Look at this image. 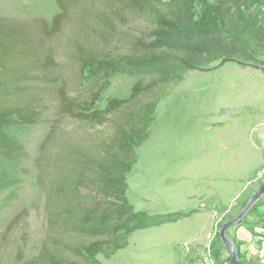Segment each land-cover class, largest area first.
<instances>
[{
	"label": "rangeland",
	"instance_id": "374dc122",
	"mask_svg": "<svg viewBox=\"0 0 264 264\" xmlns=\"http://www.w3.org/2000/svg\"><path fill=\"white\" fill-rule=\"evenodd\" d=\"M107 1L80 0L62 30L49 36L44 25L60 11L58 0H0V19L18 24L31 50L26 63L15 68L9 86L17 102L30 101L38 113L34 123L9 129L21 145V158H0V264H21L37 255L46 234L41 180L61 145L60 140L47 142L50 132L93 145L112 131L111 123L88 126L62 114V92L83 99L99 76L103 78L95 67L81 71L77 44L89 43L102 47V54L110 52L118 64L104 80L108 85L97 108L126 98L139 80L147 84L164 72L183 75L157 105L148 138L135 148L137 163L126 174L127 198L137 214L176 219L134 229L127 247L110 258L98 255L101 264H202L208 249L215 264H225L231 253L219 240L220 229L264 184V69L236 60L200 69L180 68L167 57L127 60L126 55L135 54L131 50L140 35L148 36L151 49L167 41L151 34L148 15L124 7V19L107 13L115 30L106 47L100 30L108 25L97 11L106 10ZM262 201L264 195L253 209ZM257 221L264 228V218ZM236 228L228 235L240 249ZM169 231L178 236L172 246L165 238Z\"/></svg>",
	"mask_w": 264,
	"mask_h": 264
},
{
	"label": "trees",
	"instance_id": "16d2710c",
	"mask_svg": "<svg viewBox=\"0 0 264 264\" xmlns=\"http://www.w3.org/2000/svg\"><path fill=\"white\" fill-rule=\"evenodd\" d=\"M58 1L60 11L44 25L49 36L62 30L64 22L72 17V8L80 2ZM118 1L122 6L109 0L106 10L97 11L108 25L106 31L100 30V41L106 47L110 45V31L115 30L107 13L124 19V7L148 15L153 23L151 34L167 41L165 46L151 49L147 48L148 36L140 35L137 47L131 50L135 54L126 55L127 60L167 57L180 68L190 69L236 60L264 69V3L260 0ZM21 31L18 24L0 19V158L6 162H16L22 156L21 145L9 129L34 123L38 116L30 101L17 102V94L9 86L15 68L31 56ZM77 45L81 71L95 67L103 78L99 76L95 88L83 99L62 92V114L88 126L111 123L112 131L93 145L72 142L68 134L50 132L47 142L60 140L61 145L52 155L55 157L48 175L41 180L46 197V234L37 255L21 264H101L98 255L110 258L127 247L134 229L176 219L137 214L127 198L126 174L137 163L135 148L148 138L157 105L183 75L164 72L160 79L147 84L139 80L129 96L113 98L104 108H97L108 85L104 80L118 64L110 52L102 54V47L96 44ZM52 60L49 55L48 61ZM130 220L134 223L124 227Z\"/></svg>",
	"mask_w": 264,
	"mask_h": 264
},
{
	"label": "crops",
	"instance_id": "0c3cea01",
	"mask_svg": "<svg viewBox=\"0 0 264 264\" xmlns=\"http://www.w3.org/2000/svg\"><path fill=\"white\" fill-rule=\"evenodd\" d=\"M262 216L264 218V201L260 202L256 208L252 209L250 215L236 228V239L239 242L241 250L240 264H255L256 250L261 241L257 233L262 226L257 220L263 219ZM248 221L255 222L254 224L251 223L254 226L252 227L249 225ZM241 226L248 227V231L242 232ZM165 238L169 241L170 246H172L175 241H178V236L174 234L173 231H169Z\"/></svg>",
	"mask_w": 264,
	"mask_h": 264
},
{
	"label": "water",
	"instance_id": "95a60500",
	"mask_svg": "<svg viewBox=\"0 0 264 264\" xmlns=\"http://www.w3.org/2000/svg\"><path fill=\"white\" fill-rule=\"evenodd\" d=\"M263 195L264 184H262L261 187L251 196L247 202V205L234 218L223 223L219 232V240L231 253V258L226 261L225 264H240L241 258L238 245L228 235L229 229L239 226L241 222L250 215V211Z\"/></svg>",
	"mask_w": 264,
	"mask_h": 264
},
{
	"label": "built area",
	"instance_id": "2783aa9c",
	"mask_svg": "<svg viewBox=\"0 0 264 264\" xmlns=\"http://www.w3.org/2000/svg\"><path fill=\"white\" fill-rule=\"evenodd\" d=\"M242 232H247L248 230L245 227H241ZM258 236L261 238L260 244L256 250V261L255 264H264V228L260 227L258 230ZM189 251V247L186 248ZM202 264H215L213 262L212 250L208 249L207 255L205 256Z\"/></svg>",
	"mask_w": 264,
	"mask_h": 264
}]
</instances>
